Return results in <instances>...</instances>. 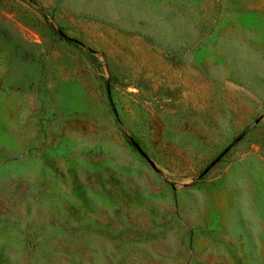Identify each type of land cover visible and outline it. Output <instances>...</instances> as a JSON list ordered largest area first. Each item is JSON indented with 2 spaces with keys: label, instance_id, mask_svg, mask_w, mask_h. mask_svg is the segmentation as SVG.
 <instances>
[{
  "label": "rangeland",
  "instance_id": "374dc122",
  "mask_svg": "<svg viewBox=\"0 0 264 264\" xmlns=\"http://www.w3.org/2000/svg\"><path fill=\"white\" fill-rule=\"evenodd\" d=\"M34 1L0 0V264H264V0Z\"/></svg>",
  "mask_w": 264,
  "mask_h": 264
},
{
  "label": "trees",
  "instance_id": "16d2710c",
  "mask_svg": "<svg viewBox=\"0 0 264 264\" xmlns=\"http://www.w3.org/2000/svg\"><path fill=\"white\" fill-rule=\"evenodd\" d=\"M24 1L25 3H27L30 7L36 9L37 11H39L40 13H43V10L42 8H40L36 2L34 0H22ZM51 30L53 31V33L60 39V40H63L67 43H70V44H80V42H78L75 38H72V37H69L67 36L66 34H64L63 32L61 31H58V30H55L52 26H50Z\"/></svg>",
  "mask_w": 264,
  "mask_h": 264
},
{
  "label": "water",
  "instance_id": "95a60500",
  "mask_svg": "<svg viewBox=\"0 0 264 264\" xmlns=\"http://www.w3.org/2000/svg\"><path fill=\"white\" fill-rule=\"evenodd\" d=\"M132 145L136 148V150L142 154L145 158L148 159L147 155L145 154V152L141 149V147L138 145V143L135 140H131ZM216 160V159H215ZM215 160H213L212 162H210V164L201 172V175L204 174L210 166H212L215 162ZM149 162L153 165L152 161L149 160Z\"/></svg>",
  "mask_w": 264,
  "mask_h": 264
}]
</instances>
